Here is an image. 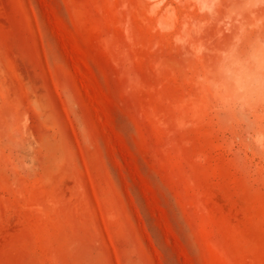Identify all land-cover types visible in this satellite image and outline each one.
Returning a JSON list of instances; mask_svg holds the SVG:
<instances>
[{"label": "rangeland", "instance_id": "obj_1", "mask_svg": "<svg viewBox=\"0 0 264 264\" xmlns=\"http://www.w3.org/2000/svg\"><path fill=\"white\" fill-rule=\"evenodd\" d=\"M238 2L0 0V264H264V97L218 110L193 47Z\"/></svg>", "mask_w": 264, "mask_h": 264}, {"label": "clouds", "instance_id": "obj_2", "mask_svg": "<svg viewBox=\"0 0 264 264\" xmlns=\"http://www.w3.org/2000/svg\"><path fill=\"white\" fill-rule=\"evenodd\" d=\"M192 3L194 11L210 20L218 16L221 7L220 0H192ZM259 5H264V0H239L230 9V15L242 20L248 13L255 18L251 9ZM209 22L193 23L192 33L199 37ZM182 27L184 32L188 31V24ZM189 39V35L175 37L176 43L181 45ZM193 47L197 56L215 57L200 82L210 92L218 110L243 113L257 97H264V19L252 25H241L233 39L221 48L210 49L203 41ZM258 144L264 146V138Z\"/></svg>", "mask_w": 264, "mask_h": 264}]
</instances>
